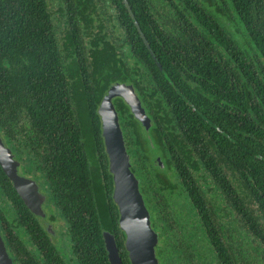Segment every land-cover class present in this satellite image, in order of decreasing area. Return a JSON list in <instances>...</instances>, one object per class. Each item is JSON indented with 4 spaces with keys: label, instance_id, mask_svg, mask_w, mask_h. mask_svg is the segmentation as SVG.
I'll list each match as a JSON object with an SVG mask.
<instances>
[{
    "label": "trees",
    "instance_id": "1",
    "mask_svg": "<svg viewBox=\"0 0 264 264\" xmlns=\"http://www.w3.org/2000/svg\"><path fill=\"white\" fill-rule=\"evenodd\" d=\"M50 1L67 26L59 38ZM87 69L97 76V88L88 104L83 91L78 95L82 112L94 127V138L83 143L85 160L69 105L63 119V206L76 262L107 264L101 231L118 232L94 109L108 84L120 82L134 87L150 114L153 147L162 151L167 144L169 148L176 144L170 150L177 154L174 165L187 192L192 179L186 165L192 167L196 155L227 204L241 212L244 232L236 255L246 262L253 252L264 264V0H0V133L10 147L17 135V111L28 112L45 133L48 108H63L70 82L75 81L71 83L78 90L77 77L88 76ZM117 111L120 122L128 123L122 127L127 151L133 153L131 163L153 173L150 183L153 194L159 193L157 205L150 192L149 198L142 194L150 218L167 227L171 217L160 219L157 211L161 200L166 201L160 196L157 169L148 160L150 145L121 103ZM130 135L133 139L127 140ZM96 152L101 158L94 156ZM217 158L242 178L243 204L231 197L236 191L225 180ZM190 196L202 202L199 193ZM248 200L254 212L249 211ZM17 206L25 218L28 212L0 169V230L15 261L20 253L12 234L16 219L12 208ZM29 229L25 221V230ZM211 239L215 248L220 246L213 234ZM165 246L156 250L159 264L175 263L173 244L165 241ZM46 250L50 249L42 248L43 254ZM46 254L45 262L53 260ZM227 255L224 249L219 251L218 264H232ZM26 257L24 264H35Z\"/></svg>",
    "mask_w": 264,
    "mask_h": 264
},
{
    "label": "flooded vegetation",
    "instance_id": "2",
    "mask_svg": "<svg viewBox=\"0 0 264 264\" xmlns=\"http://www.w3.org/2000/svg\"><path fill=\"white\" fill-rule=\"evenodd\" d=\"M86 71L88 72V76L84 78L82 77V73H80L77 77L79 78L80 76V87H78V90L75 89L73 85L75 81H71L73 84L70 82L68 86L69 91L68 93L66 91L62 98L64 109L60 107V105L57 109H54V107L48 108V115L44 120L46 125L44 128L45 133L41 132L42 126L39 125L38 127L35 120L29 116V113L27 112V115L24 111L21 113L17 111L15 117L17 135L15 139L13 138L11 147L5 142L2 133H0V139L4 147L10 150L12 159L16 162L15 171L17 176L29 180L35 186L37 194V197L33 198L32 201V207L38 211L37 214H35L25 206L19 194L13 189L22 207L28 212L27 215L25 214L24 218L21 214L22 208L17 206L16 209L19 208V211L12 208V211L16 213L12 234L14 237L16 236V247H19L18 251L20 253L16 261L10 257L13 264H24L22 259L27 258L26 254L32 257L35 264H78L75 260L71 236L68 231V214L64 212L65 208L63 206V119L65 107L69 105V108L73 111L75 124L78 126L76 130L79 137L78 143L82 147L83 159L85 160L86 154H84L83 143L84 141H91L94 138V127L89 125V118H86L85 112L83 114L82 110L84 107L81 102L83 100L81 97L80 100L78 95L83 91L82 93L86 96L85 99L83 95L84 99L87 100L86 103L88 104L89 99L94 98L97 88V86L94 85L97 76H95V73L91 71V69H87ZM66 74H69V72ZM64 81L68 82V75L65 76ZM114 83L132 87L144 114L149 120L148 127L144 128V126L133 118L128 106L121 98H111V104L117 115V122L121 132L124 150L128 157L129 170L137 180L138 191L148 212L150 228L156 235V243L153 249L157 264H159V260L156 257V250H165L167 248V246H165V241L169 242V244H173L170 248H174L177 254L175 256L177 259L175 263L173 262L170 264H218L219 262L216 260V255L222 249L228 253L226 257L229 258L232 264H263L253 252H251L252 259L250 257L246 262L243 261L241 256L236 255L244 232L242 214L241 212L235 211L231 204H227V200L222 191L217 187L211 174L209 172L207 173L205 170L201 159L199 157L197 158L195 155V160H191L193 166L190 167V165H186L189 176L192 179L191 192L190 190L187 192L180 181V177L174 165V159L177 154L173 156L170 150L176 146L172 137H169L173 142L172 148H169L167 143L168 147L162 151L153 147L151 142V127L154 123L150 114L148 115L142 107V103L134 87L128 83H109L94 109V113L98 120L99 133L97 139H101L102 151L105 156V161L104 159L103 161L110 179L111 175L108 171V159L101 135V122L98 115V107L103 95L108 90L109 86ZM120 103L127 109L128 114L131 115L132 120L141 130L142 138L146 139L150 145V157L148 160L157 169L156 176L157 179L161 181V186L163 187L160 196L166 201L164 202V200H161L157 211H159V218L163 216L171 217L172 222L167 227H165L162 222H156V220L152 222L150 212L146 207L149 203H145L143 200V192H146V197H148L150 192L152 198L151 202L157 205L158 199L156 198L159 197V193L153 194L152 192L153 187L150 180L153 173L146 168V166L144 167V165L142 166V164L139 163L134 165V162L131 163L130 161V155H133V153L127 151V144H125L124 141L123 127L126 126V124L124 125L123 123L127 122H120L121 116L119 115L121 114L117 111ZM86 125L88 129L85 127L82 130V127ZM124 128L126 129V127ZM158 132L162 134L160 127L158 128ZM161 138L164 140V136ZM131 139H133L132 136L131 138H127V140ZM87 146L89 147L90 144L88 143ZM90 148H97V146L91 145ZM94 156L101 158L98 152H96ZM86 161L92 167V161L88 158ZM215 161L220 164L221 171L224 173L225 180L228 181L230 188L236 191L234 192L235 194H230L231 197H236V202L243 204L245 199L242 178L237 172L231 170L228 165L221 164L222 162L219 158ZM137 176L142 177L144 180L140 181ZM112 189L113 186L111 185V200ZM193 191L195 194H200L199 199L202 202L192 199L190 195ZM64 203L67 207V203ZM246 203L249 211L254 212L255 206L252 202L248 200ZM25 221L31 225L30 231L25 230ZM117 231L116 233L105 230L101 231L100 235L103 249L105 251L102 233L107 232L113 237L121 264H130L124 249V234L119 230L118 225ZM212 234L215 238H218L220 243L219 247L215 248L213 245L211 239ZM0 236L3 240V232L1 230ZM249 238L252 241L251 235ZM42 248H48L50 250H46L45 254H43ZM46 253H48V255L50 254L53 260L45 262L43 256H47ZM105 258L107 264H109L106 251Z\"/></svg>",
    "mask_w": 264,
    "mask_h": 264
},
{
    "label": "water",
    "instance_id": "3",
    "mask_svg": "<svg viewBox=\"0 0 264 264\" xmlns=\"http://www.w3.org/2000/svg\"><path fill=\"white\" fill-rule=\"evenodd\" d=\"M123 4L129 17L133 19L128 5L125 1ZM132 23L143 45L149 49L135 20ZM157 66L159 67L158 64ZM113 97L121 98L128 106L133 118L144 128L148 127L149 120L129 85L114 83L109 86L98 107L101 135L108 159V171L112 179V200L118 212V228L124 234V249L127 258L130 264H157L153 249L156 235L150 228L148 212L138 191L137 180L129 170L128 157L124 150L117 115L111 104ZM15 168L16 162L12 159L10 150L4 147L0 139V169L12 188L19 194L25 206L37 214V209L32 207L33 198L37 197L35 186L29 180L18 177ZM102 239L109 264H121L113 237L107 232H103ZM0 264H13L1 236Z\"/></svg>",
    "mask_w": 264,
    "mask_h": 264
},
{
    "label": "rangeland",
    "instance_id": "4",
    "mask_svg": "<svg viewBox=\"0 0 264 264\" xmlns=\"http://www.w3.org/2000/svg\"><path fill=\"white\" fill-rule=\"evenodd\" d=\"M49 8L52 12L53 15V23L57 26V31H61L60 34H57V37H62L63 33H64V29L67 28L66 23H63V19L60 18L59 14L56 12L57 7L55 6V4L51 3V1L49 2ZM167 172V171H166Z\"/></svg>",
    "mask_w": 264,
    "mask_h": 264
}]
</instances>
